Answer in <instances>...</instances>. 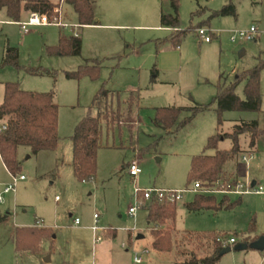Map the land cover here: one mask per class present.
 <instances>
[{
    "label": "rangeland",
    "instance_id": "rangeland-1",
    "mask_svg": "<svg viewBox=\"0 0 264 264\" xmlns=\"http://www.w3.org/2000/svg\"><path fill=\"white\" fill-rule=\"evenodd\" d=\"M49 1L58 5L62 22L76 27L68 30L81 40L78 56L47 52L57 46L58 35L69 37L71 33L45 25L29 28L28 34L22 35L18 25L5 23L10 20L0 10V103L3 87L8 83L27 92L54 93L59 137L54 152L33 155L25 147L17 148L18 173L14 177L23 176L24 180L5 194L2 191L12 184L13 176L0 160V264H37L38 257L48 254L57 260L55 264H74V259L86 255L84 223L94 219V214L98 220L90 226L92 239L95 227L99 230L96 237L101 240L97 246L110 241L111 255L121 264H134V254L145 249L148 253L142 264H174L177 258L173 249L158 253L151 248L146 205L133 216L128 214V209L142 200L135 197L133 180L123 167L132 160L138 162L141 173L137 182L141 189L188 190L193 187L187 186L191 158L213 154L204 149L208 138L230 133L235 121L258 120L264 126V113L224 112L218 127L213 104L180 130H167L153 123L156 108L188 109L208 104L216 95L220 77V84L227 85L236 74L253 68L258 59L264 60V0H178L176 30L185 32L180 38L177 32L160 26V15L172 13L169 0H95L94 21L123 26L117 28L80 27L69 7L60 0ZM229 1L235 7L236 17L206 20ZM200 28L211 37L209 43L196 36L195 31ZM250 28L255 29L254 39L238 38ZM12 50L16 51L19 69L5 62ZM171 58L176 60L174 65L169 64ZM91 62L99 67L96 78H66V74ZM31 70L51 75L34 76L29 74ZM242 88L240 84L236 89L240 98ZM100 91L106 97L99 95L92 107ZM260 93L264 97V69L260 74ZM130 94L134 100L127 113ZM105 108L109 113H121L116 115L118 118L115 116L113 128L102 125V147L97 152L94 179L80 183L71 168L70 137L88 113L95 116L99 110L104 113ZM185 117L188 114L181 113L177 123ZM2 124L0 121V127ZM247 142V136L241 135L242 151L233 164L239 184L251 192L226 195L228 203L237 202L232 209L188 213L183 205L194 199L195 193L190 191L176 202L175 232L235 239L236 243L230 245V251L218 264L264 262V251L248 248L264 239V136L257 140L246 169L240 159L248 153ZM230 148L227 139L217 144L218 150ZM253 182L256 185L251 187ZM258 187L262 192L255 194ZM211 196L217 201L224 197ZM75 219L79 221L77 226ZM37 221L49 231L48 237L27 233ZM109 231H114L115 236L108 238ZM138 235L142 239H136ZM20 243L24 247L17 252ZM29 246L35 247V252ZM97 249H90L93 256Z\"/></svg>",
    "mask_w": 264,
    "mask_h": 264
},
{
    "label": "trees",
    "instance_id": "trees-1",
    "mask_svg": "<svg viewBox=\"0 0 264 264\" xmlns=\"http://www.w3.org/2000/svg\"><path fill=\"white\" fill-rule=\"evenodd\" d=\"M60 1L70 8L78 25L90 26L94 24L92 4L95 0ZM169 3L172 13L160 15V26L177 32L180 38L185 35V32L176 30L179 25L178 0H169ZM57 7L58 5L52 4L49 0H0V10H4L7 18L12 22H19L23 12L46 16L49 20H53L57 16L55 13ZM214 17H236L232 2L229 1L220 10L211 12L206 20ZM202 23L206 24L207 21ZM80 51L81 40L78 36L65 37L62 35L58 39L57 46L47 50L48 54L55 56L65 54L78 56ZM15 58L16 51L12 50L6 56L5 62L12 63L19 69ZM98 68L96 62H91V64L80 67L76 72L66 74V78L79 79L82 76H88L94 79L97 76ZM263 69L264 60L258 59L253 68L236 74L232 82L227 85L220 84V77L216 86V95L208 104H196L188 109L156 108L153 123L157 126L162 125L167 130L172 127L180 130L196 115L208 111L212 104L215 105L218 127L221 125L220 117L224 112L264 113V97L260 93V74ZM29 74L34 76L51 75V73L41 70H31ZM240 84L243 85V98L236 94V89ZM101 94L106 97L105 93L100 91L94 97L92 107ZM133 100L134 97L130 94L127 101V113L131 111ZM103 110L104 113L99 110L95 116L88 113L76 125L74 133L70 137L72 144L71 168L75 179L80 183L91 182L94 179L97 152L102 147V125H105L106 129L113 128L115 116L121 113H118L120 110L110 113L107 108ZM181 113H187L188 117L177 123ZM118 117L116 116V118ZM0 121H3L0 127V160L6 171L13 177L18 173L17 148L25 147L31 154L36 155L41 152H54L58 147V107L54 103V93L52 92H27L21 90L17 84H5L0 103ZM241 135L247 136L248 149L252 150L256 146L257 140L264 136V126H260L258 120L235 121L230 133L223 135L218 133L208 138L204 149L212 150L213 154H200L191 158L187 186L197 182L201 188L212 189L219 182L234 183L232 175L225 170V166L228 163H234L238 155L241 154L239 144ZM223 139L231 142L230 149H217L218 142ZM223 196L217 201L211 195L195 193L194 199L190 203L184 204L183 207L188 213L232 209L237 202L228 203L226 195ZM145 209L147 212L146 223L152 235L151 248L158 253L169 252L173 249L177 258L174 264H218L224 256L223 250L232 245L228 244L223 236L198 235L185 231L175 232L176 202L152 198L147 202ZM22 232L25 231L20 230V233ZM27 233L37 235V228L33 227ZM219 239L221 241H217ZM23 247L21 243L17 244V252H20ZM28 248L33 250L35 247L29 246ZM248 248L264 251V246L261 244H250Z\"/></svg>",
    "mask_w": 264,
    "mask_h": 264
},
{
    "label": "built area",
    "instance_id": "built-area-1",
    "mask_svg": "<svg viewBox=\"0 0 264 264\" xmlns=\"http://www.w3.org/2000/svg\"><path fill=\"white\" fill-rule=\"evenodd\" d=\"M58 10H55V13L59 14L58 17H54L53 20H49L46 16H40L37 14H29L28 19L23 22V23H18V26L21 29V32L23 34H26L28 29L31 27H42L45 25H52L55 26L57 28H61L63 30H68V29H73L76 27H73L67 23L62 22L61 20V15L60 12H57ZM196 36L204 43H209L211 40V37L209 35H207V32L203 29H197L195 31ZM255 33V29L254 28H250L249 31L245 34H239L238 38L242 39V40H252L254 39L253 34ZM76 36V35H75ZM250 160H252V156L250 154L246 156H241V161L243 163H245L247 166L250 162ZM127 174L129 175V177L133 180L134 183V195L136 198H141L142 202L139 203L136 207H131L128 209V214L130 216H133L135 214V211L138 208H142L143 205H146L147 202L149 200H151L152 198H156V199H164L168 202H178L181 200L182 198V194H184L186 191H190L193 193H201L204 195H241V194H247L251 191L248 190H243V187L241 184L237 183V182H219L216 183L215 187L212 189H207V188H201V185L197 182H195L193 184V187L190 190H177V191H173V190H159V189H141L137 186V180L138 177L141 173L140 168L138 166V162L136 160H132L128 166H127ZM24 180L23 176H20L19 178H15L13 177L12 179V184L6 188H4V190L2 191L3 194L8 193L9 191H11L14 187V185L18 182V181H22ZM261 191V187H258L257 190H254L255 194H260ZM94 221L96 223V219H97V215L93 216ZM74 224L78 225L79 221L77 219L74 220ZM40 225V224H39ZM93 230V235H94V239H93V243L94 244H98L101 240L100 238L96 237V232H98L99 230L96 229L95 227L92 229ZM217 241H221L220 239ZM228 244H234V239H228L227 240ZM148 253L147 250H144L142 253L138 254L135 253L133 256V263L134 264H142L144 261V255H146Z\"/></svg>",
    "mask_w": 264,
    "mask_h": 264
},
{
    "label": "crops",
    "instance_id": "crops-1",
    "mask_svg": "<svg viewBox=\"0 0 264 264\" xmlns=\"http://www.w3.org/2000/svg\"><path fill=\"white\" fill-rule=\"evenodd\" d=\"M61 3H62V1H60ZM59 2V3H60ZM60 15H62L61 14V12H60ZM94 15V14H93ZM28 17H29V14H27V13H22L21 14V17H20V21L19 22H11V21H6L5 23L6 24H10V25H18V23H23V22H25L27 19H28ZM62 17V16H61ZM25 20V21H24ZM93 25H90V26H80V27H97V26H102V27H108V28H117V27H123V26H120V25H103V24H99L98 23V21H94V16H93ZM20 28V27H19ZM31 28H33V27H31ZM73 29H75V28H73ZM20 31H21V29H20ZM63 31H65V32H69V33H71L72 34V36H74V37H77V34H74L73 32H71V31H69V30H63ZM21 34L22 35H26V34H28V31H27V33L26 34H23L22 32H21ZM61 35V34H60ZM60 35H58V39H59V37H60ZM76 35V36H75ZM175 62H176V60L175 59H170L169 60V64L170 65H174L175 64ZM168 64V65H169ZM261 114V113H260ZM234 123V122H233ZM260 125V124H259ZM2 126V125H1ZM261 126V125H260ZM246 145H248V142H247V144ZM71 146H72V144H71ZM248 147V146H247ZM241 148V147H240ZM241 151H242V149H241ZM255 151H256V146L252 149V150H249L248 149V153L246 154V155H248V154H250V155H252V153H255ZM244 155V154H243ZM242 155V156H243ZM246 155H244V156H246ZM241 160V159H240ZM131 162V161H130ZM129 162V163H130ZM129 163H127L126 164V166H124L123 167V170L126 168L127 169V166H128V164ZM245 164V163H244ZM227 166V165H226ZM245 167H246V169H247V165H245ZM225 170L228 172V173H230L231 175H232V178H233V180L235 181V182H237V183H239L238 182V180H237V176H236V168H235V164H231V166L230 167H226L225 168ZM139 178V177H138ZM138 182H139V179H138ZM138 182H137V186H138ZM254 183V185L252 186V184H251V187H254L256 184H255V182H253ZM159 190H173V191H177V189H175V188H168V189H159ZM57 199V197H55V200ZM94 215H96V214H94ZM78 220V219H77ZM97 220H98V216H97V219H96V222H97ZM93 223H95V221H94V219H91V220H89V221H87L86 223H84V231L86 232V237H85V245H86V255L84 254V257H83V259L81 258L80 260H79V256H78V259L77 260H75L74 259V264H121L120 262H118L117 261V259H114V257L111 255V252H112V248H111V242L110 241H106V242H104V244L103 245H101V246H97V245H99L100 244V242L98 243V244H94L93 243V239H94V235H93V239H92V233H91V235H90V226L93 224ZM40 224V225H39ZM75 225V224H74ZM77 226V225H76ZM34 227H36L37 228V232H39V233H37V234H39L40 235V237L42 236L43 238L45 237H48L49 236V231H47V230H45V228L43 227V224H42V222L41 221H37V223H36V225L34 226ZM115 236V233H114V231H109L108 232V234H107V237L108 238H112V237H114ZM38 245L39 244H37V254L39 253V251H38ZM91 245V246H90ZM96 247L98 248L97 250H95L94 251V256H93V252H92V250H90V249H96ZM89 248V249H88ZM146 250V249H145ZM32 252H35V251H33L32 250ZM51 253V252H50ZM79 254V253H78ZM56 259H53L52 258V255L51 254H48V255H43V256H40V257H38L37 258V264H55L56 263Z\"/></svg>",
    "mask_w": 264,
    "mask_h": 264
},
{
    "label": "water",
    "instance_id": "water-1",
    "mask_svg": "<svg viewBox=\"0 0 264 264\" xmlns=\"http://www.w3.org/2000/svg\"><path fill=\"white\" fill-rule=\"evenodd\" d=\"M254 185V183H252V186ZM136 239H142L141 235H138L136 237ZM261 245L264 246V239L261 241ZM230 251V248H226L223 250L222 254L225 255L226 253H228Z\"/></svg>",
    "mask_w": 264,
    "mask_h": 264
}]
</instances>
